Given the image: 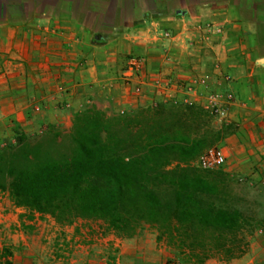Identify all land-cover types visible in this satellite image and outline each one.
Returning <instances> with one entry per match:
<instances>
[{
	"label": "trees",
	"instance_id": "1",
	"mask_svg": "<svg viewBox=\"0 0 264 264\" xmlns=\"http://www.w3.org/2000/svg\"><path fill=\"white\" fill-rule=\"evenodd\" d=\"M165 113L86 110L68 130L19 132L0 146V194L62 225L96 221L121 237L148 225L183 253L180 264L236 258L249 222L235 203L238 180L193 164L208 143L163 124Z\"/></svg>",
	"mask_w": 264,
	"mask_h": 264
},
{
	"label": "crops",
	"instance_id": "2",
	"mask_svg": "<svg viewBox=\"0 0 264 264\" xmlns=\"http://www.w3.org/2000/svg\"><path fill=\"white\" fill-rule=\"evenodd\" d=\"M123 45L157 52L165 73L219 60L264 152V0H0V123L27 126L37 110V122L68 124L94 92L125 103L104 67Z\"/></svg>",
	"mask_w": 264,
	"mask_h": 264
},
{
	"label": "rangeland",
	"instance_id": "3",
	"mask_svg": "<svg viewBox=\"0 0 264 264\" xmlns=\"http://www.w3.org/2000/svg\"><path fill=\"white\" fill-rule=\"evenodd\" d=\"M122 50L113 64L104 67L114 77L108 82L125 89V103L112 105L94 92L88 101L72 108L68 124L37 122L41 112L35 110L27 126L18 121L0 123V146L14 142L19 132L36 134L50 125L68 130L77 114L86 110H99L113 117L146 109L154 115L165 108L163 124H181L185 132L192 133L191 138L208 143L203 150L216 146L225 151L224 163L213 169L221 168L238 180L232 191L234 199L240 195L243 200L235 203L249 219L245 244L241 251L234 249L238 257L222 260L214 256L203 264H234L241 259L245 260L238 264H264V152L260 147V125L251 124L245 118L247 114L242 113V96L230 88L234 73L223 70L219 60L202 71L190 67L186 75L177 65L165 73L166 66L157 52L152 58V52L143 48L123 45ZM133 59L136 69L125 71ZM210 73L215 74L214 80ZM48 111L47 116L52 117L53 107ZM0 205L7 218L0 222V264H180L174 258L183 255L164 238L159 239L158 232L148 225L141 226L131 237H121L104 231L96 221L79 219L59 224L49 214L17 206L7 193L0 194Z\"/></svg>",
	"mask_w": 264,
	"mask_h": 264
},
{
	"label": "built area",
	"instance_id": "4",
	"mask_svg": "<svg viewBox=\"0 0 264 264\" xmlns=\"http://www.w3.org/2000/svg\"><path fill=\"white\" fill-rule=\"evenodd\" d=\"M136 65L137 62L133 59L130 61L129 67L125 71L133 72L136 69ZM225 159V151L221 147L213 146L203 150L195 159V164L202 169H213L222 165Z\"/></svg>",
	"mask_w": 264,
	"mask_h": 264
},
{
	"label": "water",
	"instance_id": "5",
	"mask_svg": "<svg viewBox=\"0 0 264 264\" xmlns=\"http://www.w3.org/2000/svg\"><path fill=\"white\" fill-rule=\"evenodd\" d=\"M261 63H264V57L259 60Z\"/></svg>",
	"mask_w": 264,
	"mask_h": 264
}]
</instances>
